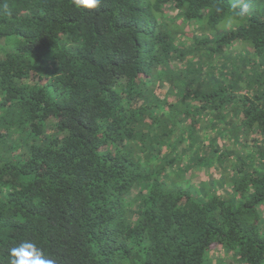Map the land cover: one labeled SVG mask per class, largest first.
Instances as JSON below:
<instances>
[{"label": "trees", "instance_id": "1", "mask_svg": "<svg viewBox=\"0 0 264 264\" xmlns=\"http://www.w3.org/2000/svg\"><path fill=\"white\" fill-rule=\"evenodd\" d=\"M0 51V264H264V0H0Z\"/></svg>", "mask_w": 264, "mask_h": 264}, {"label": "clouds", "instance_id": "2", "mask_svg": "<svg viewBox=\"0 0 264 264\" xmlns=\"http://www.w3.org/2000/svg\"><path fill=\"white\" fill-rule=\"evenodd\" d=\"M77 9H94L99 0H75ZM8 264H55L36 242L23 239L9 250Z\"/></svg>", "mask_w": 264, "mask_h": 264}, {"label": "rangeland", "instance_id": "3", "mask_svg": "<svg viewBox=\"0 0 264 264\" xmlns=\"http://www.w3.org/2000/svg\"><path fill=\"white\" fill-rule=\"evenodd\" d=\"M2 56H3V51H0V57H2ZM205 142H207V141H205ZM192 150H193L192 148H190L188 150L186 157H189V155L192 153ZM193 170L195 172V178H194V181H191V182L198 185V186L200 185L202 180H206L209 177L213 178V176L215 175V173L213 171H211L210 168L204 166V164H202L199 167H194Z\"/></svg>", "mask_w": 264, "mask_h": 264}]
</instances>
